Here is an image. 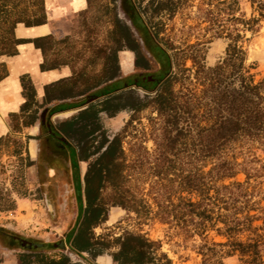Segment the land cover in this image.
Segmentation results:
<instances>
[{
	"label": "trees",
	"instance_id": "1",
	"mask_svg": "<svg viewBox=\"0 0 264 264\" xmlns=\"http://www.w3.org/2000/svg\"><path fill=\"white\" fill-rule=\"evenodd\" d=\"M141 1L87 0L88 8L79 13L82 30L76 35L31 40L42 52V70L69 65L72 75L45 85L41 103L28 75L21 76L25 101L18 112L8 114L10 130L0 136V175L5 172L3 154L13 167L10 187L0 181V211L15 208L13 194L27 195L24 172L34 163L28 154L29 139L57 137L62 142H55L72 148L75 160L89 163L82 182L84 209L65 232L71 250L57 244L36 246L9 228H0L4 248L17 250V264H90L85 255L95 258L113 246L109 254L115 264H173L165 252L159 253L158 240L133 232L112 239L93 232L106 220L107 204L140 216L150 212L146 200L126 185L129 164L122 146L124 129L109 136L101 116L128 111L129 124L150 105L161 120L152 165L161 188L154 198L159 220L185 238L199 237L196 252L201 264H224L229 257H235L236 264H264V207L250 184L251 178L264 173V162L254 152H264V76L255 80L245 65V50L236 45L240 34L229 32L221 62L205 67L190 57L200 95L194 101L182 99L173 89L177 76L170 56L157 41L161 21L154 19L173 14L185 0H148L140 8ZM249 2L258 17L242 18L244 31L252 30V24L264 17V0ZM93 9L101 13L93 15ZM45 22L44 0H0V55L15 54L17 44L25 41L14 35L17 23ZM124 49L134 52L136 65L126 76L120 74L118 59ZM152 55L154 65L149 62ZM6 74L5 64L0 63V79ZM67 100L78 101L79 109L53 122L51 116ZM45 106L49 107L41 113ZM35 122L40 123V133L23 134ZM236 150L245 154L242 162ZM255 162L260 165L246 166ZM240 172L246 176L244 182H225ZM208 231L223 240L208 238Z\"/></svg>",
	"mask_w": 264,
	"mask_h": 264
},
{
	"label": "rangeland",
	"instance_id": "2",
	"mask_svg": "<svg viewBox=\"0 0 264 264\" xmlns=\"http://www.w3.org/2000/svg\"><path fill=\"white\" fill-rule=\"evenodd\" d=\"M96 1L103 3L107 0ZM138 1L135 0V3ZM147 1L142 0L140 8L145 7ZM250 4L249 0H185L173 14H162L154 19L161 21L157 41L170 56L173 72L177 76L173 82V89L182 99L194 101L200 95V85L190 57L205 67L221 62L230 41L229 32L232 36L240 34L241 37L236 39V45L245 50V65L250 66V72L255 75V80L264 76V17L252 24V30L244 31L241 23L242 18L258 17ZM149 12L145 14V20ZM92 13L99 14L101 11L96 12L93 9ZM81 20L79 14L74 19V35L82 30ZM137 93L145 96L141 90ZM129 118L130 112L121 111L113 117H102V123L109 136L124 129L122 146L126 163L129 164L126 185L134 194L146 200L150 205V212L146 216H140L122 206L107 204L106 220L93 227V232L95 236L106 234L111 239L124 232L140 233L151 240L160 241L159 253L165 252L173 264H201V256L196 252L199 237L185 238L174 227L162 223L156 215L157 205L154 198L160 195L161 188L157 182L159 178L153 175L152 165L155 161V139L160 138L161 134V120L152 105L138 112L133 122L127 124ZM236 152L238 161L242 162L245 154L240 150ZM254 152L264 162V152L260 149H254ZM60 154L62 155L43 150L38 158V164L34 160L31 169L28 167L25 169L27 195L13 196L17 201L22 198L26 201L21 202L19 207L16 201L14 209L0 211V228H9L23 239L31 240V244L40 246L43 244L58 246L61 240L64 243L62 249L71 250L65 232L73 228L77 217L84 209L82 182L89 161L76 160V163L71 162L70 165L66 161L67 170L48 177V166L54 165ZM63 157L65 158L64 155ZM8 160L10 157L3 154L5 172L0 175V181L7 188L10 187V174L13 172ZM259 165V162L246 164L247 167ZM245 179V174L240 172L225 182L233 180L244 182ZM250 184L255 187L254 194L256 198H261V205L264 207V173L257 178H251ZM108 192L110 191L106 190V193ZM13 210H18L19 214ZM255 224H261V221ZM2 235L1 231L0 264H17V250L4 248ZM207 236L215 241L223 240L214 231H208ZM113 250L115 246L110 248L108 253L95 258L85 256L90 264H115L109 254ZM72 258L75 256L72 255ZM236 263L235 257L224 259V264Z\"/></svg>",
	"mask_w": 264,
	"mask_h": 264
},
{
	"label": "crops",
	"instance_id": "3",
	"mask_svg": "<svg viewBox=\"0 0 264 264\" xmlns=\"http://www.w3.org/2000/svg\"><path fill=\"white\" fill-rule=\"evenodd\" d=\"M44 8L46 13V22L39 25L25 26L22 23H17L14 28V35L18 39H25V41L17 44V52L13 55H0V63H4L7 69V74L0 79V136L9 132L8 114L10 112H18L20 106L25 101L22 94L21 76L26 74L35 90V97L38 102L43 101L44 86L69 78L72 75V68L69 65H60L56 68L42 70L40 64L43 61L42 52L31 41L34 38L52 35L55 38H62L65 36H74V19L80 13L88 8L87 0H44ZM148 51V50H147ZM120 74L128 75L136 70L135 54L133 51L124 49L118 52ZM153 55L149 57V62L154 65ZM77 105V106H76ZM50 106V105H49ZM49 106H45L41 113ZM61 111L53 113L51 120L55 122L56 118H63L71 115L79 109L78 101L67 100ZM102 117L106 114L102 113ZM108 117V116H107ZM40 133V123L35 122L33 125L25 127L23 134H30L36 136ZM58 140L57 137H54ZM53 138L43 139L32 138L27 143L28 154L31 160H36L43 150L49 153H57L58 150L68 159L76 163L74 159L72 148L68 143L63 144L59 139L55 142ZM85 162V161H79ZM36 164V166H37ZM33 165L28 166L31 169ZM59 174L60 168L54 170ZM70 175L71 171H70ZM19 200V199H18ZM26 199L17 201L19 204L25 203ZM14 213L19 214L18 210H13Z\"/></svg>",
	"mask_w": 264,
	"mask_h": 264
},
{
	"label": "flooded vegetation",
	"instance_id": "4",
	"mask_svg": "<svg viewBox=\"0 0 264 264\" xmlns=\"http://www.w3.org/2000/svg\"><path fill=\"white\" fill-rule=\"evenodd\" d=\"M57 153H62V151L61 150H58V152ZM68 159L65 157H63V154L61 155H59L58 157H57V162L56 163H54V165L52 164L51 166H48V170H47V176L48 177H51V176H54V175H56L57 174V172L55 171V173H54V170H56V169H58V167L60 168V172L62 171L63 172V170H67V161ZM71 164V161L69 162V165ZM49 209H51V207H49Z\"/></svg>",
	"mask_w": 264,
	"mask_h": 264
},
{
	"label": "water",
	"instance_id": "5",
	"mask_svg": "<svg viewBox=\"0 0 264 264\" xmlns=\"http://www.w3.org/2000/svg\"><path fill=\"white\" fill-rule=\"evenodd\" d=\"M35 245H36V246H40V244H35ZM58 246H59V247L61 246V248H63V247H64V243L60 240Z\"/></svg>",
	"mask_w": 264,
	"mask_h": 264
}]
</instances>
